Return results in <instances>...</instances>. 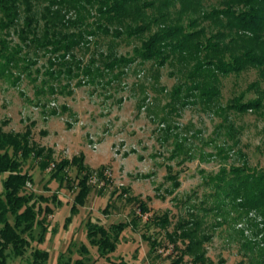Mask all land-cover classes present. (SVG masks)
Listing matches in <instances>:
<instances>
[{
	"label": "rangeland",
	"instance_id": "374dc122",
	"mask_svg": "<svg viewBox=\"0 0 264 264\" xmlns=\"http://www.w3.org/2000/svg\"><path fill=\"white\" fill-rule=\"evenodd\" d=\"M225 2L196 0L188 11L175 4L169 10L170 22L185 27L194 20V30L230 36L222 18H203L223 9ZM30 4L32 29L40 36L41 15L49 3L30 0ZM19 10L16 25L0 30L11 61L6 64L0 58L3 131L28 130L30 146L44 149L45 156L51 151L58 162L82 155L87 168L105 167L109 175L91 181L85 204L74 205L76 189L72 192L51 179L50 168L40 170L39 160L23 162V171L33 178L25 193L34 196L36 211L41 208L37 221L45 218L47 231L39 240L40 227L35 225L24 255L11 254L8 264H33L36 250L48 253L45 264H74L84 258L82 246L92 264H172L181 256L180 264H185L194 255L183 253L189 240L178 237L182 224L193 230L191 242L199 244L196 254L209 264H264L260 215L228 198L232 169L264 176V100L259 113L240 114L227 108L241 95L245 103L264 93L259 72L248 68L237 75L216 76L211 83L219 96L206 100L199 92L186 90L191 87L189 65L171 60L158 67L141 60L137 51L146 36L128 38L121 31L117 38L116 25L106 34L96 28L98 19L86 11H63L65 20L74 24L60 23L57 31L62 37L75 34L78 41L63 59L64 52L53 54L50 47L22 40L23 0ZM117 60L125 62L109 68ZM255 82L258 89H249ZM67 174L76 184V169ZM5 177L0 175V192ZM53 194L59 205L37 199ZM139 204L146 214H141ZM45 206L53 210L52 215L43 214ZM154 217L168 224L161 227ZM132 221L136 228L127 227L115 251L105 258L90 244L89 224L109 229Z\"/></svg>",
	"mask_w": 264,
	"mask_h": 264
},
{
	"label": "trees",
	"instance_id": "16d2710c",
	"mask_svg": "<svg viewBox=\"0 0 264 264\" xmlns=\"http://www.w3.org/2000/svg\"><path fill=\"white\" fill-rule=\"evenodd\" d=\"M49 4L41 15L44 21L42 35L33 31L34 19L31 15L30 0H23L25 5L24 28L20 37L25 43L38 44L50 47V52L57 54L64 52L70 55L74 46L78 45L75 34L60 36L57 26L73 25L72 20H65L62 15L67 10L79 11L82 9L98 19L97 29L104 33H110V26L116 25L114 36L125 33L128 38H142L138 56L144 62H153L158 67H163L168 61L180 60L182 65L190 66L189 81L191 87L188 92L197 91L206 100H212L219 96L218 89L212 85L211 80L216 76L226 77L230 74H239L248 68L259 72V78L264 83V0H225L224 8L204 14L203 18H222L224 28L230 36L224 32L207 35L204 29L194 30L197 22L191 20L187 26L172 24L169 10L175 4H179L183 11H188L196 5V0H46ZM84 2L89 9L83 5ZM20 0H0V30L15 26L20 16ZM64 11V12H63ZM94 12V13H93ZM78 19V18H77ZM95 26V23H94ZM92 27V26H91ZM79 33V38L82 37ZM87 35H94L89 32ZM232 35V36H231ZM31 36V39H29ZM230 38L228 42L225 40ZM0 58H4L9 64L10 55L7 53L5 41H0ZM74 56H72V59ZM120 61H112L109 68ZM53 64V63H51ZM88 71V70H87ZM249 89H258V82L253 83ZM258 91V90H257ZM244 95L231 101L228 109L244 114L247 112L259 113L263 108L264 93L258 98L242 102ZM5 123H0V175H6L2 181L0 192V264H8L9 256L21 257L28 246V239L35 225L40 227L39 240L47 231L46 219L37 221L41 208L36 211V200L32 194L25 193L26 187L33 182L30 174L22 169V164L30 158L39 160V169L44 171L50 168V177L56 180L60 186H64L75 192L74 205H84L91 193V180L93 176L99 181L106 179L105 167L92 171L84 165L82 155L69 159L55 161L51 151L45 156L44 149H36L30 146L27 130L23 134L7 133L3 131ZM70 168L77 171V182L73 184L67 174ZM232 191L229 193V201H240V206L247 210H254L261 217L262 230L264 231V176L246 173L244 169H232ZM241 172V173H240ZM43 203L60 202L53 194L50 198L38 197ZM130 201L136 202L135 199ZM232 201V200H231ZM141 214L148 211L143 204H139ZM75 206L72 207V212ZM44 215L53 214L49 206L43 209ZM12 219V220H10ZM159 226L165 227L167 220L153 218ZM188 225V224H184ZM184 225H179L181 230L178 237L189 240L184 254H192V261L185 264H209L202 254H196L198 242L192 240L193 230H186ZM129 226L136 228L135 222L113 224L109 229L103 226L89 224L87 236L92 246L97 248L101 257L105 258L113 253L119 242L122 232ZM176 235V234H175ZM194 248H193V247ZM81 254L84 258L78 259L74 264H92L85 257L88 250L82 246ZM182 253V255H183ZM48 260L46 251L36 250L33 253V264H45ZM182 256L172 264H180ZM61 263V261H60ZM238 264H244L242 262Z\"/></svg>",
	"mask_w": 264,
	"mask_h": 264
},
{
	"label": "built area",
	"instance_id": "2783aa9c",
	"mask_svg": "<svg viewBox=\"0 0 264 264\" xmlns=\"http://www.w3.org/2000/svg\"><path fill=\"white\" fill-rule=\"evenodd\" d=\"M104 175H105V176H107V175H109V174H108V172H107V171H105V172H104ZM95 180H96V176H93V178H92V180H91V181H92V182H94Z\"/></svg>",
	"mask_w": 264,
	"mask_h": 264
}]
</instances>
